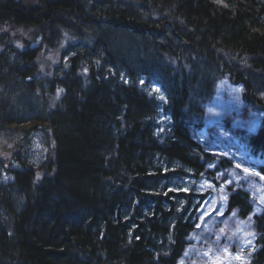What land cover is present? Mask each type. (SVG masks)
Here are the masks:
<instances>
[{
	"label": "trees",
	"instance_id": "16d2710c",
	"mask_svg": "<svg viewBox=\"0 0 264 264\" xmlns=\"http://www.w3.org/2000/svg\"><path fill=\"white\" fill-rule=\"evenodd\" d=\"M4 28L22 50L0 53V148L20 169L0 180V264H178L205 199L180 183L214 161L189 129L220 81L262 115L247 146L264 159V0H0ZM249 200L228 189L227 211L253 234L243 264H264Z\"/></svg>",
	"mask_w": 264,
	"mask_h": 264
},
{
	"label": "rangeland",
	"instance_id": "374dc122",
	"mask_svg": "<svg viewBox=\"0 0 264 264\" xmlns=\"http://www.w3.org/2000/svg\"><path fill=\"white\" fill-rule=\"evenodd\" d=\"M6 31L5 28L0 29V34ZM10 36L13 38L14 34ZM5 48L0 45V53L22 50V46L14 42L11 48ZM120 76L125 80L124 76ZM126 83L130 84V81L126 79ZM138 86L143 88L140 84ZM149 94L160 105L166 103V97L160 90L152 89ZM201 109L203 126L199 129L190 127V135L214 161L200 178H188L180 183V187L191 189L205 199L196 212L194 231L188 237L186 249L178 264H243L246 254L253 249V234L246 224L227 211L226 198L229 188L241 189L249 195L255 215L264 211V179H261L264 176V160L252 156L247 146L248 137L254 132L262 115L244 102L242 87L231 84L228 79L218 83L213 98L203 103ZM151 122L158 137L168 135L170 124L163 112L159 110ZM20 151L21 160L34 168L45 158L44 148L34 132L22 142ZM13 156L14 151L9 153L0 148L2 183L13 180L7 169H20V163L14 161ZM222 161L229 162L230 166L224 168L220 164Z\"/></svg>",
	"mask_w": 264,
	"mask_h": 264
},
{
	"label": "snow or ice",
	"instance_id": "6c2138e0",
	"mask_svg": "<svg viewBox=\"0 0 264 264\" xmlns=\"http://www.w3.org/2000/svg\"><path fill=\"white\" fill-rule=\"evenodd\" d=\"M239 167V165H237ZM243 171L248 172V169H243ZM249 174H254V175H259V173H249ZM261 179H264V176L261 177Z\"/></svg>",
	"mask_w": 264,
	"mask_h": 264
}]
</instances>
